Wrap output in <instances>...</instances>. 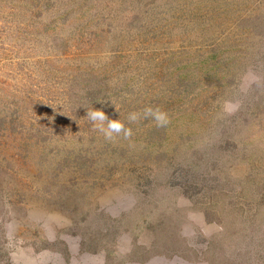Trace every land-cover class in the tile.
<instances>
[{
	"label": "rangeland",
	"instance_id": "rangeland-1",
	"mask_svg": "<svg viewBox=\"0 0 264 264\" xmlns=\"http://www.w3.org/2000/svg\"><path fill=\"white\" fill-rule=\"evenodd\" d=\"M20 3L0 0V264H264V0Z\"/></svg>",
	"mask_w": 264,
	"mask_h": 264
},
{
	"label": "clouds",
	"instance_id": "clouds-1",
	"mask_svg": "<svg viewBox=\"0 0 264 264\" xmlns=\"http://www.w3.org/2000/svg\"><path fill=\"white\" fill-rule=\"evenodd\" d=\"M236 105L228 104L225 106V111L228 114H231L236 110ZM88 119L93 121L94 127L98 128L100 132L104 134L105 139L112 140L114 135L123 134L125 139H128L132 136V129L126 127L119 119H109L105 112L102 110L88 109L87 116ZM144 118H151L157 127H167L170 123L168 114L165 111H162L159 108L147 107L143 110ZM141 118L140 113H130L128 116L129 122H135ZM106 126H105V123ZM99 122V123H96Z\"/></svg>",
	"mask_w": 264,
	"mask_h": 264
},
{
	"label": "trees",
	"instance_id": "trees-1",
	"mask_svg": "<svg viewBox=\"0 0 264 264\" xmlns=\"http://www.w3.org/2000/svg\"><path fill=\"white\" fill-rule=\"evenodd\" d=\"M5 1V3H8V2H10V0H4ZM14 1H16L17 2V4H21V6L23 7V9H24V12H25V14H32V12H33V10L31 9V7H29V9H25V7L22 5V3H20L21 2V0H14ZM22 1H24V2H27L28 0H22ZM1 4H2V1H1ZM16 4V5H17ZM13 7V6H12ZM24 12H23V10L21 9V10H19V9H17V10H15V14H12L13 16H14V19H16L19 15H21V14H24ZM24 14V15H25ZM29 15V16H30ZM35 19H37L36 21H40V18H38L40 15L39 14H35ZM14 21H16V20H14ZM65 21V20H64ZM91 95V97H92V94H90Z\"/></svg>",
	"mask_w": 264,
	"mask_h": 264
}]
</instances>
